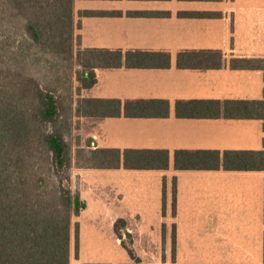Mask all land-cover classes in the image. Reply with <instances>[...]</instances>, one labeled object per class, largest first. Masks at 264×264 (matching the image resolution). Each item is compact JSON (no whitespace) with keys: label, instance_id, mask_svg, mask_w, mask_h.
Returning a JSON list of instances; mask_svg holds the SVG:
<instances>
[{"label":"crops","instance_id":"1","mask_svg":"<svg viewBox=\"0 0 264 264\" xmlns=\"http://www.w3.org/2000/svg\"><path fill=\"white\" fill-rule=\"evenodd\" d=\"M73 17L79 48L164 52L169 63L96 68L81 97L163 99L168 114L90 117L85 147L166 150L168 166H75L70 184L85 207L72 221L69 264H130L118 220L143 261L161 263L172 226V264H264V170L174 167L175 150H264V119L226 117L222 104L212 117L175 110L178 101H264V67L229 65L232 58L264 61V0H73ZM210 50L221 53L219 66L177 65L179 52Z\"/></svg>","mask_w":264,"mask_h":264},{"label":"trees","instance_id":"2","mask_svg":"<svg viewBox=\"0 0 264 264\" xmlns=\"http://www.w3.org/2000/svg\"><path fill=\"white\" fill-rule=\"evenodd\" d=\"M50 1L17 0V6L24 14L28 6L47 8L49 18L53 22L58 20L69 23L73 13V0H53V3ZM82 14L109 13L84 11ZM25 27L33 39H39L35 22L27 21ZM66 34H69L68 30ZM79 49L86 59L79 75L83 89L95 84L96 68L166 67L169 64L168 55L164 52L138 49ZM220 64L221 53L218 51H182L177 55L179 67H214ZM229 65L231 68H263L264 61L232 58ZM39 94L41 100L38 111L41 117L48 121L55 120V98L41 90ZM82 102L78 110H81L83 116L94 118L120 115L163 117L168 114V103L163 99L121 101L117 98L83 97ZM216 104H222L226 108V117L264 119V101L261 100H232L222 103L214 100L178 101L175 104L176 115L219 116L222 113L218 109L214 111ZM26 119L25 111L13 116L11 111L0 109V264H69L72 221L85 207V202L70 186V147L60 133L52 131L41 133V137L36 138V148H33L34 142L30 138ZM86 145L90 146L89 139ZM89 154L81 160L79 166H122L130 169H164L168 166L166 150L89 148ZM174 167L264 170V150H175ZM124 227V220H118L114 224L115 231ZM126 235L129 234L126 232ZM172 240L174 241V231ZM77 242L75 226V255ZM128 253L133 258L132 251L128 249Z\"/></svg>","mask_w":264,"mask_h":264},{"label":"rangeland","instance_id":"3","mask_svg":"<svg viewBox=\"0 0 264 264\" xmlns=\"http://www.w3.org/2000/svg\"><path fill=\"white\" fill-rule=\"evenodd\" d=\"M47 10L28 6L24 14L19 11L17 0H0V109L11 111L13 116L25 111L33 148H36V138H40L41 133H60L70 147V176L72 169L90 155L89 148L85 147L91 132L90 117L83 116L78 110L83 103L79 75L86 59L77 45L75 30L78 23L74 21L73 13L69 23L53 22ZM27 21L36 23L39 39H33L27 32ZM67 30L69 34H66ZM39 90L52 94L56 100L57 114L53 121L43 119L38 111ZM171 229L172 226L168 231L167 252H163L164 244L161 245L160 264L174 262ZM116 232L132 251L131 263L153 264L146 255L143 261L135 254L132 233L123 237L122 230Z\"/></svg>","mask_w":264,"mask_h":264}]
</instances>
